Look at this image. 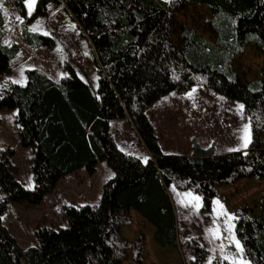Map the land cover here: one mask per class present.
Masks as SVG:
<instances>
[{"label":"trees","instance_id":"1","mask_svg":"<svg viewBox=\"0 0 264 264\" xmlns=\"http://www.w3.org/2000/svg\"><path fill=\"white\" fill-rule=\"evenodd\" d=\"M7 1L22 18L21 39L30 49L53 47L50 37L31 33L28 25L47 16L50 4L60 5L92 46L97 88L74 72L55 82L27 70L25 85L0 91V113L16 111L20 144L31 149L33 179L26 188L9 159L0 158V264H142L144 235L129 242L121 233L132 223L131 212L154 228L156 245L175 249L171 185L198 197L201 211L210 213L219 188L264 181V62L260 77L251 81L234 68L247 47L264 54V0H36L31 17L27 0ZM185 6L210 10L211 40L185 24L176 28L174 14ZM3 29L0 11V76L10 74L20 51L18 44L4 43ZM195 87L242 104L250 128L246 151L216 155L213 146L202 149L194 140L190 156L161 152L146 111L172 92ZM114 120L128 121L149 154L146 162L115 144L109 128ZM100 161L113 177L103 185L99 205L65 207L67 228L39 224L37 246L21 249L1 220L8 204L38 206L63 178L82 169L92 176ZM232 213L247 264H264V194L257 215L238 207ZM186 247L189 264L205 263L207 250L199 239L188 238Z\"/></svg>","mask_w":264,"mask_h":264},{"label":"rangeland","instance_id":"2","mask_svg":"<svg viewBox=\"0 0 264 264\" xmlns=\"http://www.w3.org/2000/svg\"><path fill=\"white\" fill-rule=\"evenodd\" d=\"M35 2L36 0L31 7L29 0L26 2L29 17L34 14ZM0 11L4 18V43H15L20 47L18 55L11 61L10 74L0 76V91L9 84L25 85L27 70H38L55 82L74 72L93 91L96 90L97 71L92 46L82 36L77 23L60 5L50 4L47 16L36 17L28 25L31 33L50 37L54 43L51 48H28L21 39L22 18L19 14L7 0H0ZM210 14L206 7L185 6L174 14L175 26L178 28L185 24L198 35L211 40L207 24ZM173 38L177 42L176 33ZM263 62V53L247 47L235 59L234 68L244 80L251 81L260 77ZM146 116L164 155L190 156L194 140L202 149L213 146L216 155L244 152L250 142L249 122L243 114L242 104L199 87L186 94H168L155 102L146 111ZM109 128L119 149L146 162L149 154L128 121L114 120ZM18 131L16 111L2 110L0 158L9 159L15 178L26 188H32V152L30 148L21 146ZM245 137L247 146H244ZM261 140L264 147V135ZM112 177L113 171L105 161H100L92 176L82 169L63 178L38 206L9 203L1 216L2 223L21 249L36 247L35 231L39 224L56 231L67 228L62 210L69 206H98L103 185ZM218 193L211 212L204 213L198 197L189 192L178 191L172 185L168 188L176 218L175 249H163L156 245L153 241L154 228L143 223L134 212L130 214V227L122 228V236L132 242L137 235H144L142 264H189L192 256L186 247V241L190 237L199 239L206 248L207 258L204 264H214L215 261L247 264L234 234L232 210L236 207L248 208L257 215L258 202L264 194V181L240 180L233 186L219 188Z\"/></svg>","mask_w":264,"mask_h":264},{"label":"snow or ice","instance_id":"3","mask_svg":"<svg viewBox=\"0 0 264 264\" xmlns=\"http://www.w3.org/2000/svg\"><path fill=\"white\" fill-rule=\"evenodd\" d=\"M34 3V0H29V7H31V4ZM35 30V29H33ZM245 133H246V136H247V128H245ZM247 138L245 137V145L244 146H247ZM237 248H239V244H237Z\"/></svg>","mask_w":264,"mask_h":264},{"label":"crops","instance_id":"4","mask_svg":"<svg viewBox=\"0 0 264 264\" xmlns=\"http://www.w3.org/2000/svg\"><path fill=\"white\" fill-rule=\"evenodd\" d=\"M126 121V120H125Z\"/></svg>","mask_w":264,"mask_h":264}]
</instances>
